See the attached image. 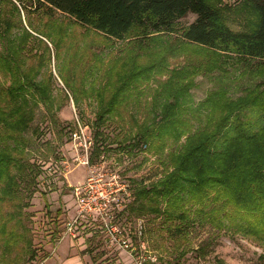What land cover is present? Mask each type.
Returning <instances> with one entry per match:
<instances>
[{
    "label": "rangeland",
    "instance_id": "rangeland-1",
    "mask_svg": "<svg viewBox=\"0 0 264 264\" xmlns=\"http://www.w3.org/2000/svg\"><path fill=\"white\" fill-rule=\"evenodd\" d=\"M215 1L222 20L230 29H255L257 15L250 0ZM195 17L189 13L179 19L169 34L149 32L144 26L135 25L123 39H113L75 25L60 13L51 17L33 11L27 13L21 10L19 3L0 0V20L15 21L11 31L27 46L19 50L20 43L16 42L14 45L19 51L15 48L14 51L27 52L23 69L35 68L32 72L34 80L46 88L45 96L50 101L48 105L40 101L32 104V113H29L32 119L20 134L17 132L19 139L25 142L20 145L22 154L11 150L16 162L30 164L40 173L31 194L19 181L16 183V179L12 178L9 183L14 186L13 192L18 189V194H15L16 199L6 200L2 213L16 211L20 218L7 223L5 235L0 227V264H33L44 255L46 242L62 234L64 221L74 211L69 184L83 180L85 175L84 167L74 160L76 150L72 133L79 123L92 132L93 150L97 143L98 151L92 150L93 162L96 164L102 153L107 161L114 159L115 166L109 165L108 168H120L131 178L132 187L142 185L149 188L172 170L169 158L176 149L175 142L168 140L161 150H156L151 148L150 141L140 140L138 144L135 141L140 125L148 126L155 121L158 112L155 95L161 84L167 82L169 87H174L170 78H175L176 82L181 73V82L191 83L189 92L194 103L219 85L218 70L204 71L206 65L215 59L214 54L182 40L183 29ZM64 32L66 34L61 39L58 35ZM55 42L60 45L58 50L53 45ZM0 53L12 54V47L4 45L1 39ZM152 63L161 70L154 68L148 79L137 76V72ZM118 74L121 78H117L116 86L126 81L125 78L121 80L123 75L130 77L125 82L128 86L124 85L118 104H113L115 110L105 113L103 109L113 91L108 90ZM11 83V77L0 69V108L10 93ZM225 83L232 86V95L241 93L233 80L227 79ZM241 84H247V80L242 79ZM100 115L103 121L99 123ZM97 131L100 134L96 142L94 134ZM10 133L11 130L0 123V149H11L16 144ZM143 143L146 148L141 147ZM57 171H61V175ZM147 171L149 173L145 175ZM1 188L0 181V192ZM140 216L145 221L144 237L148 249L156 257L155 262H150L152 264H214L218 260L223 264H260L258 257L264 255V240H253L236 230L219 229L213 219L208 220L203 215L200 219H191L178 231L172 224L162 223L159 217L153 218L148 213ZM136 217L134 214L128 216L131 219ZM81 233L93 235L92 239L88 235L83 237L89 238V241L84 240L87 245L91 242L89 245L93 247V250L88 248V252L100 255L103 246V251L109 254L107 260L102 258L97 264H115L118 259L120 264H129L130 260L123 252L114 248L109 251L102 234L91 228ZM199 246L203 247L204 255L197 249Z\"/></svg>",
    "mask_w": 264,
    "mask_h": 264
},
{
    "label": "trees",
    "instance_id": "trees-1",
    "mask_svg": "<svg viewBox=\"0 0 264 264\" xmlns=\"http://www.w3.org/2000/svg\"><path fill=\"white\" fill-rule=\"evenodd\" d=\"M6 1L19 3L27 13L33 11L47 17L60 13L75 25L113 39H123L135 25L144 26L149 32L169 34L179 19L195 14L193 22L183 29L182 40L214 54L215 59L204 71L218 70L219 85L194 103L189 92L192 85L181 82V73L176 82L170 78L173 88L167 82L161 84L155 95L158 106L155 121L150 123L152 126L140 125L135 143L150 141L151 148L161 150L168 140L175 142L176 149L169 158L172 170L149 188L133 187L129 215L140 217L148 213L153 218L159 217L162 223L172 224L175 231L203 215L213 219L219 229L236 230L253 240H264V0H250L257 15V25L252 31L230 29L222 20L215 0ZM15 24L13 20H0V39L12 47V54L0 53V69L12 81L10 93L0 108V123L11 130L10 136L16 143L11 149H0V227L4 235L7 223L20 218L16 211L2 213L6 200L16 199L18 194V189L13 192L14 186L9 185L11 179L19 181L31 194L40 173L32 165L16 162L12 157L11 150L21 155L20 145L25 144L17 132L20 134L32 119L29 114L32 104L50 103L45 96L46 88L34 80L35 68L23 69L27 52L14 51L16 42L20 43L19 50L27 48L23 39L18 40L11 31ZM65 34L58 36L62 39ZM53 45L56 50L60 48L56 42ZM256 59L260 60L254 62ZM154 68L161 70L152 63L136 74L148 79ZM120 76L115 75L111 81L108 91H113L103 109L105 113L115 110L113 104H118L125 82L130 78L123 75L121 80L126 81L117 87ZM227 79L235 82L240 94H231L233 89L225 83ZM242 79L247 84H241ZM33 95L38 97L32 98ZM98 121H103L102 115ZM99 134L98 131L94 134L96 142ZM93 151H98L97 143ZM20 194H23L21 190ZM197 249L201 255L205 254L202 246ZM258 259L264 264V255ZM214 264H223V261Z\"/></svg>",
    "mask_w": 264,
    "mask_h": 264
},
{
    "label": "built area",
    "instance_id": "built-area-1",
    "mask_svg": "<svg viewBox=\"0 0 264 264\" xmlns=\"http://www.w3.org/2000/svg\"><path fill=\"white\" fill-rule=\"evenodd\" d=\"M86 128L79 123L72 133L76 150L74 160L84 167L85 175L83 180L69 184L74 211L64 221L62 233L76 238L83 235L81 231L91 228L102 234L109 250L124 252L129 264H152L150 262H155L156 257L148 249L144 237V218H128V207L134 199L132 180L120 168H108L115 166V160L107 161L104 153L99 155L96 164L91 161L93 137ZM141 147L146 148V144ZM58 172L61 175V171Z\"/></svg>",
    "mask_w": 264,
    "mask_h": 264
},
{
    "label": "crops",
    "instance_id": "crops-1",
    "mask_svg": "<svg viewBox=\"0 0 264 264\" xmlns=\"http://www.w3.org/2000/svg\"><path fill=\"white\" fill-rule=\"evenodd\" d=\"M85 235L72 238L68 234L62 233L54 238L51 237L52 239L50 238L44 246V255L33 264H97L102 258V260H107L106 257L108 258L109 254L103 251L105 249L103 246L100 248V252L96 251L100 255L87 251L88 248L93 247L89 245L91 242L87 245L83 238ZM88 236L91 238L93 235L89 234ZM109 253L111 254V252ZM118 261L115 264H120L121 260L118 259Z\"/></svg>",
    "mask_w": 264,
    "mask_h": 264
},
{
    "label": "flooded vegetation",
    "instance_id": "flooded-vegetation-1",
    "mask_svg": "<svg viewBox=\"0 0 264 264\" xmlns=\"http://www.w3.org/2000/svg\"><path fill=\"white\" fill-rule=\"evenodd\" d=\"M86 235H87V234H86ZM86 235H85L84 237H86ZM84 239H86V241L89 240V238H84Z\"/></svg>",
    "mask_w": 264,
    "mask_h": 264
}]
</instances>
